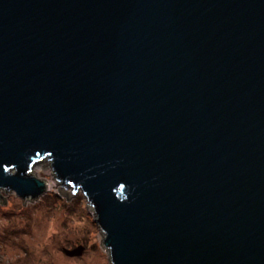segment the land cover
I'll return each mask as SVG.
<instances>
[{
	"label": "water",
	"instance_id": "1",
	"mask_svg": "<svg viewBox=\"0 0 264 264\" xmlns=\"http://www.w3.org/2000/svg\"><path fill=\"white\" fill-rule=\"evenodd\" d=\"M44 161L112 264H264V0H0V192Z\"/></svg>",
	"mask_w": 264,
	"mask_h": 264
},
{
	"label": "rangeland",
	"instance_id": "2",
	"mask_svg": "<svg viewBox=\"0 0 264 264\" xmlns=\"http://www.w3.org/2000/svg\"><path fill=\"white\" fill-rule=\"evenodd\" d=\"M32 174L49 185L46 195L24 200L0 192V264H112L83 193L58 185L47 161ZM82 248L80 256L65 254Z\"/></svg>",
	"mask_w": 264,
	"mask_h": 264
},
{
	"label": "clouds",
	"instance_id": "3",
	"mask_svg": "<svg viewBox=\"0 0 264 264\" xmlns=\"http://www.w3.org/2000/svg\"><path fill=\"white\" fill-rule=\"evenodd\" d=\"M71 189V188H70Z\"/></svg>",
	"mask_w": 264,
	"mask_h": 264
}]
</instances>
